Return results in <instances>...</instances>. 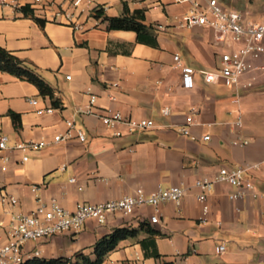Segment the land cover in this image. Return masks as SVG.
<instances>
[{
	"label": "crops",
	"instance_id": "1",
	"mask_svg": "<svg viewBox=\"0 0 264 264\" xmlns=\"http://www.w3.org/2000/svg\"><path fill=\"white\" fill-rule=\"evenodd\" d=\"M95 2L107 17L121 16L124 6L131 13L142 10L155 45L142 43L132 31L109 30L106 21L96 25L87 13L74 30L40 11L33 17L43 25L0 6V46L53 90L50 99L34 85L0 72V135L7 136L9 148L16 142H51L54 135L65 134L67 119L85 134L83 143L70 139L40 151L0 152V195L17 198L16 211L29 213L36 198H54L72 212L78 203L99 204L138 189L151 194L179 186L186 192L178 206L168 202L156 209L138 208L127 217L111 214L102 226L90 221L75 234L28 244L27 249L38 248L39 258L46 259L90 255L102 236L127 228L139 232L120 241L102 264H264V69L246 72L235 89L219 81L206 84L200 72L214 70L226 48L216 44L210 29H179L184 6L171 0ZM258 12L264 17V4ZM240 13L245 19L251 14ZM174 55L193 69L192 89L183 88ZM253 63L264 67V54ZM90 96L96 97L93 109L101 114L118 112L127 119L151 120L154 126L132 134L123 126L106 127L80 113ZM48 109L53 111L46 113ZM11 113L18 116L16 123ZM184 127L189 136L178 133ZM221 167H254L243 177L255 184L259 197L230 200L235 189L214 183L203 214L195 183L213 181ZM33 185L39 187L35 193ZM154 215L157 222L150 223ZM142 223L154 233L141 228ZM219 244L224 252L218 255ZM153 248L159 257L150 255Z\"/></svg>",
	"mask_w": 264,
	"mask_h": 264
},
{
	"label": "built area",
	"instance_id": "2",
	"mask_svg": "<svg viewBox=\"0 0 264 264\" xmlns=\"http://www.w3.org/2000/svg\"><path fill=\"white\" fill-rule=\"evenodd\" d=\"M175 5L185 7L178 21L179 29L204 28L210 29L215 37L216 44L224 46L225 51L218 57V65L212 71H201L203 81L206 84L221 82L225 87L235 89L240 78L250 70H263V66H255L253 61L258 60L264 54V23L247 21L238 11L225 9L219 0H171ZM0 6L22 12L28 8L34 12L40 11L47 20L70 26L77 30L80 27L78 19L87 13L97 25L103 20V8L95 0H0ZM54 9L51 11V9ZM102 11L103 16L97 17L96 12ZM46 11H49L47 15ZM175 67L181 70L182 86L185 89L193 88V69L182 66L178 55L173 56ZM116 86V84H113ZM96 97L90 96L89 105L86 110L81 111L82 115H92L98 118L106 127L123 126L129 134L151 129L154 124L151 120H132L124 118L120 113L101 114L93 108ZM32 102V101H31ZM48 109L45 112L51 113ZM41 114L42 111H38ZM162 115L169 114L168 108L161 110ZM192 116L186 117V125L192 124ZM65 134H56L51 142H16L8 147V138L0 135V152L10 149L15 152L40 151L49 146L75 139L80 143L85 141V134L75 126L73 120H65ZM240 121L236 126H240ZM178 133L189 136L187 127L180 128ZM120 137V132L113 134ZM204 141L209 136L203 137ZM238 144V142H234ZM244 141L239 145H246ZM27 157L21 159L26 161ZM264 163V159H263ZM256 167V166H254ZM254 167L231 169L221 167L213 181H197L195 188L199 190L196 196L197 202L202 204V212L206 214L208 206L206 199L214 183H225L235 189L229 195L230 200L251 198L256 200L259 197L255 184L243 177V174ZM71 179L70 182H74ZM38 186H31L30 191L35 193ZM186 190L183 187L171 186L167 189H158L151 194H145L141 189L132 194L122 196L115 200H109L99 204L78 203L74 211L69 212L62 208L56 199L50 198L44 202L36 198V207L29 213L17 212L19 204L17 198L11 195H0V264H22L26 260L40 256L38 248L27 249L28 244H38L48 241L56 236L71 235L79 232L87 222H95L102 226L111 214H119L127 217L138 208H157L163 203H174L177 206L181 203ZM150 223L157 222V216L149 219ZM215 254H222L224 246L219 244L215 247Z\"/></svg>",
	"mask_w": 264,
	"mask_h": 264
},
{
	"label": "trees",
	"instance_id": "3",
	"mask_svg": "<svg viewBox=\"0 0 264 264\" xmlns=\"http://www.w3.org/2000/svg\"><path fill=\"white\" fill-rule=\"evenodd\" d=\"M22 13L25 16L32 17L38 24L43 25V20L34 18L32 11L28 8H23ZM96 16L102 17V11H97ZM144 19V12L142 10H135L131 13L126 6L123 8V14L119 17L103 16V21L108 23L109 30L132 31L137 34L138 40L142 43L155 45V40L149 34L150 28L143 24ZM0 72L8 73L20 80L34 85L42 96H48L50 99H53L52 88L45 83V81L33 70V68L25 64L1 46ZM53 105L58 106V103L54 101ZM11 118L15 123L18 121V116L13 113H11ZM141 228H145V230L150 234L154 233V231H152L145 223L141 224ZM138 232L139 230L135 229L117 228L97 240L90 255L79 252L69 258L59 257L46 259L33 257L26 260L22 264H102L105 257L110 252L115 250L120 241L134 238ZM150 255L153 257H159L155 248H153Z\"/></svg>",
	"mask_w": 264,
	"mask_h": 264
},
{
	"label": "rangeland",
	"instance_id": "4",
	"mask_svg": "<svg viewBox=\"0 0 264 264\" xmlns=\"http://www.w3.org/2000/svg\"><path fill=\"white\" fill-rule=\"evenodd\" d=\"M222 6L231 11H250L251 14L246 15V19L264 23V17L258 12V9L264 4L262 0H220Z\"/></svg>",
	"mask_w": 264,
	"mask_h": 264
}]
</instances>
